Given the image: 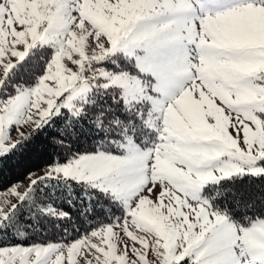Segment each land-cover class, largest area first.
Segmentation results:
<instances>
[{
  "label": "snow or ice",
  "instance_id": "1",
  "mask_svg": "<svg viewBox=\"0 0 264 264\" xmlns=\"http://www.w3.org/2000/svg\"><path fill=\"white\" fill-rule=\"evenodd\" d=\"M245 177L264 0H0V264H264Z\"/></svg>",
  "mask_w": 264,
  "mask_h": 264
},
{
  "label": "trees",
  "instance_id": "2",
  "mask_svg": "<svg viewBox=\"0 0 264 264\" xmlns=\"http://www.w3.org/2000/svg\"><path fill=\"white\" fill-rule=\"evenodd\" d=\"M57 151V149L50 146L48 148V151L44 154L43 158L34 161L30 168H15L13 171L9 172L5 178L12 182H15L17 180L22 181L26 179V175L29 170L34 172L40 168L45 167L48 157L52 156L53 158H55ZM226 186L229 187L231 190L225 195L223 199L218 201V203H220L221 205L234 207V203L237 199L255 202L257 205H260L261 199L264 198V181L251 180L245 177L241 179H236L234 181L226 182ZM71 210L73 212L76 211L75 208ZM240 211H242V209H240ZM80 230L83 232L84 228H81Z\"/></svg>",
  "mask_w": 264,
  "mask_h": 264
},
{
  "label": "rangeland",
  "instance_id": "3",
  "mask_svg": "<svg viewBox=\"0 0 264 264\" xmlns=\"http://www.w3.org/2000/svg\"><path fill=\"white\" fill-rule=\"evenodd\" d=\"M30 130H31V129L28 128V127H24V128H22V131H24V132H28V131H30ZM13 137L15 138V132H13ZM43 168H45V167H43ZM43 168H40V169L34 171V173H35L36 175H40V174H41L40 170L43 169ZM22 182H23L24 185H27L28 180H27V179H24V180H22ZM21 190H22V189H21Z\"/></svg>",
  "mask_w": 264,
  "mask_h": 264
}]
</instances>
